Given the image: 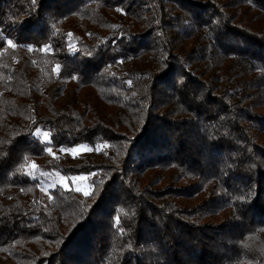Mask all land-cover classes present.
Wrapping results in <instances>:
<instances>
[{"label":"trees","instance_id":"16d2710c","mask_svg":"<svg viewBox=\"0 0 264 264\" xmlns=\"http://www.w3.org/2000/svg\"><path fill=\"white\" fill-rule=\"evenodd\" d=\"M0 264H264V0H0Z\"/></svg>","mask_w":264,"mask_h":264},{"label":"rangeland","instance_id":"374dc122","mask_svg":"<svg viewBox=\"0 0 264 264\" xmlns=\"http://www.w3.org/2000/svg\"><path fill=\"white\" fill-rule=\"evenodd\" d=\"M76 99L77 102H80L83 98L81 91H76L69 89L66 91L58 102H64L66 99ZM36 137L44 143L49 142V136L44 132H37ZM79 151L73 153L72 149L62 150V149H52L51 152L48 151V157L46 160H36L32 165H35V168L31 167L32 175L38 180L40 184V194L43 200L49 198V191L55 188L56 186H61L65 189H81L80 192L83 193L84 190L90 192L91 190V175L79 174V175H62L57 171H44L41 169V165L46 161L56 162L63 167L75 168L82 167L86 165H93L96 162L100 161V157L97 152L90 149L87 146L80 145L74 147ZM84 176L86 179L79 180L76 177ZM67 185V187H65Z\"/></svg>","mask_w":264,"mask_h":264},{"label":"snow or ice","instance_id":"6c2138e0","mask_svg":"<svg viewBox=\"0 0 264 264\" xmlns=\"http://www.w3.org/2000/svg\"><path fill=\"white\" fill-rule=\"evenodd\" d=\"M180 83H181V84L183 83V80H182V79H181ZM48 151L51 152L52 149L49 148ZM78 151H79L78 149H75V148L72 149V152H73V153H77ZM31 167H32V168H35L36 166H35V165H32ZM76 178L79 179V180H84V179H86V177H84V176H79V177H76ZM65 187H67V185H65ZM76 190H77V191H81V189H79V188H77ZM83 195H84L85 197H88V196L90 195V192L87 191V190H84V191H83Z\"/></svg>","mask_w":264,"mask_h":264}]
</instances>
